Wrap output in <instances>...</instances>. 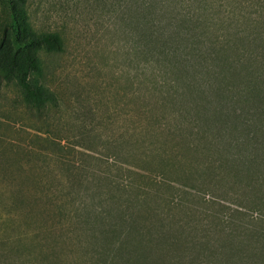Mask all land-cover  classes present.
<instances>
[{
    "label": "rangeland",
    "instance_id": "374dc122",
    "mask_svg": "<svg viewBox=\"0 0 264 264\" xmlns=\"http://www.w3.org/2000/svg\"><path fill=\"white\" fill-rule=\"evenodd\" d=\"M127 1L29 0L64 49L41 51L43 91L0 78V263L25 264L18 249L27 264H264V94L230 99L245 79L230 71L193 80L115 12ZM173 1L204 5L202 51L264 65L259 0Z\"/></svg>",
    "mask_w": 264,
    "mask_h": 264
},
{
    "label": "trees",
    "instance_id": "16d2710c",
    "mask_svg": "<svg viewBox=\"0 0 264 264\" xmlns=\"http://www.w3.org/2000/svg\"><path fill=\"white\" fill-rule=\"evenodd\" d=\"M197 1L200 6L205 4V0ZM233 1L235 8L241 9V1L238 3L236 0ZM115 12L122 16L124 22L129 23L136 30H140L144 41L157 48L163 47L161 55L164 58H168L170 61H183L181 65H184L186 75H192L193 80L198 79L200 75L220 80L230 71V79H238L242 76L245 78H241L242 80L238 84L230 83V87L225 88L230 91V99L249 101L252 97L254 99L253 94L256 96L264 94V89L261 88V84L264 85L263 64L260 68L253 69V65H245L240 61L239 67H237L233 61L228 62V59H220L224 45L221 44L219 49L216 51L213 49L207 54L201 50V39L189 35L190 32L198 31V28H211L210 18L203 17L205 15L203 12H206L204 5L203 10L199 7V9H194L192 14L191 12L183 14L181 11H176L173 0H144L142 2L128 0L125 5L121 3ZM255 13L250 19V25L255 26L258 23L264 25V0H259ZM151 14L160 16L161 19L148 20L147 17ZM167 18L169 20L164 22V19ZM169 29H173V32H169ZM143 30H148V32ZM171 42L184 43L185 49L189 52L179 55L177 47L169 48ZM47 46H53L56 51H63L64 40L61 34L55 30L44 31L36 27L29 10V0H0V78L15 81L22 92L26 91L29 96L31 93L33 94V91L45 90L47 87L42 82L44 64L41 51L49 49ZM206 57L210 61L227 62L219 64L220 70L211 64L200 65L193 62L198 59L204 61L207 59ZM172 65L178 67L175 62ZM244 72H248L247 75ZM246 76L251 78L246 79ZM31 78H36L37 87L35 89L31 88ZM188 88L194 93L206 94L208 92L207 87L197 86L194 83H189ZM222 92L225 93L224 90ZM175 95L172 94V97ZM35 106L38 110L46 108L41 106V103H36ZM258 120L264 124V110L260 112ZM1 244L0 251L4 254L1 256H5V253L8 252ZM15 251L19 254L20 263L32 262L27 252L18 249Z\"/></svg>",
    "mask_w": 264,
    "mask_h": 264
}]
</instances>
